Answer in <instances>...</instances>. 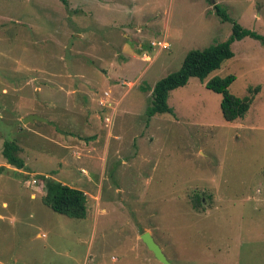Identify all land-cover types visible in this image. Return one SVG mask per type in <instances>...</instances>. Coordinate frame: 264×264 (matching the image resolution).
Returning a JSON list of instances; mask_svg holds the SVG:
<instances>
[{
    "label": "rangeland",
    "instance_id": "1",
    "mask_svg": "<svg viewBox=\"0 0 264 264\" xmlns=\"http://www.w3.org/2000/svg\"><path fill=\"white\" fill-rule=\"evenodd\" d=\"M213 1L230 21L210 0H0V160L7 140L25 163L0 173L3 223L14 219L2 264H141L127 222L172 264H264V44L234 41L206 79L234 75L240 98L259 86L243 119L225 121L221 96L197 78L170 92L173 115H146L154 84L189 51L227 40L232 21L264 37V0ZM28 113L48 123L12 131ZM53 173L85 192L84 219L30 199ZM98 193L109 215L94 228ZM35 224L47 238L34 239Z\"/></svg>",
    "mask_w": 264,
    "mask_h": 264
},
{
    "label": "trees",
    "instance_id": "2",
    "mask_svg": "<svg viewBox=\"0 0 264 264\" xmlns=\"http://www.w3.org/2000/svg\"><path fill=\"white\" fill-rule=\"evenodd\" d=\"M213 8L221 21H230V17L221 6L215 4ZM245 37H251L264 44L263 36L232 21V33L227 40L202 50L189 51L177 71L166 75L154 84L151 89V104L146 111L147 117L165 113L173 115V110L167 103L170 92L184 87L190 78H197L205 84L208 90L221 96L220 110L225 121L235 122L243 119L254 99V94L251 93L257 92L259 86L254 89L249 88L250 95L240 98L228 91L229 86L235 80L234 75L215 76L207 81L206 79L210 73L218 70L224 61L234 56L231 44ZM149 48L151 50L150 46ZM20 152L21 149L15 141L5 140L3 142L1 154L7 164L17 169H24L25 163L19 156ZM43 179L40 188L44 194L42 198L44 205L53 212L69 218L84 219L86 217L87 198L82 190L63 184L51 177H43Z\"/></svg>",
    "mask_w": 264,
    "mask_h": 264
},
{
    "label": "crops",
    "instance_id": "3",
    "mask_svg": "<svg viewBox=\"0 0 264 264\" xmlns=\"http://www.w3.org/2000/svg\"><path fill=\"white\" fill-rule=\"evenodd\" d=\"M77 37H81L82 38V35L80 36V34L79 35H77ZM129 61H130V59H129ZM128 61V62H129ZM127 62V63H128ZM68 67H70L69 65H68ZM74 92H76V91H72L71 93H74ZM70 94V93H69ZM68 94V92H66V97H68V96H71V95H69ZM28 101V100H27ZM51 102V101H50ZM68 102H70V101H68ZM63 103V108L64 107H67V105H71V103ZM33 114H35V113H28V114H26V115H24V116H21L20 114L18 115H16V116H12V117H14V118H12L9 122H8V124H9V126H10V128H11V130L13 131V129L14 130H18V129H28V125H30V124H32L34 121H37V120H34V121H32V122H28V123H26V124H20V119H22V118H24L25 116H29V115H33ZM42 119V118H41ZM44 121H38V122H40V123H48V119H43ZM20 147V149H21V152H20V154L24 151L23 149V147L22 146H19ZM1 160H0V173L1 172H3L4 174H6V175H8V172H11V173H13V174H16V173H19L20 172V170L21 169H17V168H15V167H13V166H11V165H9V164H7V162H6V160L1 156ZM4 174H0V178H4V177H7V176H5ZM55 174L56 173H53L52 175H48V174H45V176H48V177H51V178H53V179H55V180H57L56 179V177H55ZM58 181V180H57ZM76 181V180H75ZM59 182H61L62 183V181H59ZM64 184V183H63ZM67 185V184H66ZM31 188V187H30ZM38 189V192H34L35 190H33L32 189V192L30 193V195H29V197H30V199L31 200H37V197L38 196H40L41 198H43V191H42V189L40 188H37ZM77 189H79V188H77ZM40 190V191H39ZM81 190V189H80ZM85 193V192H84ZM101 195L98 193L97 194V196H96V207H95V210H94V214H96V219H95V221H94V228H96L97 227V222H98V217H107L109 214V209L106 207H102V204H101ZM110 202V201H109ZM112 203L110 202L109 203V205H111ZM5 209H7V205H6V203L5 202H2V210H5ZM8 219H10V218H8L6 215H4V213H2L1 211H0V252H2V242H3V240H5V239H7V238H10V237H12L11 236V234H9V233H7V232H9L8 230H10V229H13L12 227H13V221H14V219H11V221L12 222H10L9 224H4L3 223V221L5 222V221H7ZM127 224H129L130 225V227H131V229H132V232H133V237H132V239L129 241V243L131 244V246H132V252H134V253H136L135 254V259L136 260H138V261H141V264H161L160 262H158L155 258H154V256H153V254L146 248V246L144 245V243L141 241V239H140V236L143 234H140V235H138V234H136L135 233V231H137L136 229V226H134L132 223L130 224L129 222H127ZM33 229H34V231H35V234H34V239H37V240H39V239H44V238H47L48 237V234L47 233H45V231L42 229V227H41V225L40 224H35V225H32L31 226ZM123 232L124 231H122L121 230V233L118 235V237H117V240H116V242H122L123 241V237H124V234H123ZM145 232H147V231H145ZM152 236V235H151ZM154 239V238H153ZM154 241L160 246V248H161V250L163 251V253H164V250H163V247L160 245V243L159 242H157L155 239H154ZM49 242H47V244H46V246H48L49 247ZM45 247V244H44V242H43V248ZM141 252H142V254H141ZM164 255H165V253H164ZM166 256V255H165ZM167 258V257H166ZM30 259V258H29ZM39 260H40V258H39ZM25 261V259H23L22 260V262H24ZM29 261V260H28ZM28 261H26V263L25 264H27V262ZM32 261H36V260H32ZM100 262V264H103V263H101V260L99 261ZM119 263V260L116 258V257H114V256H111V259H110V262L109 263H107V264H118ZM0 264H2V262H1V260H0ZM42 264H45V257H44V255L42 256ZM48 264H49V262H48Z\"/></svg>",
    "mask_w": 264,
    "mask_h": 264
},
{
    "label": "water",
    "instance_id": "4",
    "mask_svg": "<svg viewBox=\"0 0 264 264\" xmlns=\"http://www.w3.org/2000/svg\"><path fill=\"white\" fill-rule=\"evenodd\" d=\"M213 5H215V2L213 0H210ZM34 120L37 121H44L43 119L35 116V115H29L26 118L22 119L23 124H26L28 122H32ZM141 241L144 243L146 248L153 254L154 258L160 262L161 264H172L168 261L166 256L164 255L163 251L161 250L160 246L154 241L153 237L149 232H144L140 236Z\"/></svg>",
    "mask_w": 264,
    "mask_h": 264
},
{
    "label": "built area",
    "instance_id": "5",
    "mask_svg": "<svg viewBox=\"0 0 264 264\" xmlns=\"http://www.w3.org/2000/svg\"><path fill=\"white\" fill-rule=\"evenodd\" d=\"M150 47L155 52L156 50L162 51L163 49H167V48H169V45H167V43L163 42V41H151L150 42ZM143 56H144V58L145 57L147 58V59L144 60L145 62L149 61L148 57H147V54H143ZM31 184H37V180L33 179L31 181Z\"/></svg>",
    "mask_w": 264,
    "mask_h": 264
}]
</instances>
